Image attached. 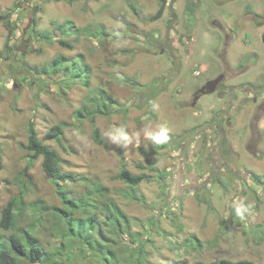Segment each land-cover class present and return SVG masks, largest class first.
<instances>
[{
  "label": "rangeland",
  "instance_id": "374dc122",
  "mask_svg": "<svg viewBox=\"0 0 264 264\" xmlns=\"http://www.w3.org/2000/svg\"><path fill=\"white\" fill-rule=\"evenodd\" d=\"M177 1L175 19L168 10L157 19L161 0H29L19 8L16 0H0V13L11 12L15 27L12 49H4L8 30L0 20V211L18 194L16 176L27 165L32 183L26 200L42 199L56 207L63 203L56 192L57 179L46 175L42 158L32 159L24 148L28 121L34 119L39 137L60 152L64 171L98 177L129 215L131 230L117 244L121 264H133L126 258L133 261L140 249L144 264L199 260L210 264L221 259L264 264L261 29L234 35L226 52L222 32L213 20L222 11L217 0ZM249 2L257 11L264 10V0H237L235 14H244ZM170 21L174 56L161 51ZM99 24L112 35L98 39L82 31ZM249 30L254 31L253 40ZM46 32L52 43L43 36ZM64 39L73 42L74 49L59 43ZM63 56L83 58L90 66V86L102 85L126 104L125 111L97 119L104 143L95 140L90 121L76 117L87 86L80 81L65 86L59 75L44 81L32 73L35 65ZM247 60L248 70L242 73L238 63ZM224 71L228 78L218 91L202 95L194 104L203 84ZM123 76L135 78L141 89L122 83ZM248 80L255 92L251 85L230 92L229 83ZM245 88L251 92L243 93ZM60 122L67 123L62 145L46 136ZM161 123L169 128L166 145L153 146L142 133L137 143L135 133ZM115 128L132 137L126 148L104 135ZM123 167L148 174L139 185L144 201L123 193L128 187L116 177ZM253 172L263 175L262 182L255 180ZM81 188L76 183L65 190ZM234 200L251 206L244 220L236 217ZM26 214L31 215L32 209ZM51 217L44 225L51 230L46 229L42 239L49 249L60 251L56 257L60 264H109L99 254L79 251L73 246L74 238L52 228L55 217Z\"/></svg>",
  "mask_w": 264,
  "mask_h": 264
},
{
  "label": "trees",
  "instance_id": "16d2710c",
  "mask_svg": "<svg viewBox=\"0 0 264 264\" xmlns=\"http://www.w3.org/2000/svg\"><path fill=\"white\" fill-rule=\"evenodd\" d=\"M29 0H16L15 7H21ZM60 1V0H55ZM12 13H0V20L5 22L8 33L4 43V49H12L11 40L14 37L15 27L12 21ZM32 34H36L37 19L34 15ZM79 28V27H78ZM104 24L96 27L87 26L83 32H88L91 36L98 39L103 36L110 37L112 34L106 32ZM79 30V29H78ZM81 31V32H82ZM66 34V33H65ZM103 35V36H102ZM48 43H52V37L48 32L43 35ZM102 36V37H101ZM62 45L74 49V43L70 40H60ZM1 53V51H0ZM63 59V60H62ZM55 58L49 64L35 65L32 73L36 77L47 80L59 75L65 86L76 85L78 81L88 87V93L83 104L75 111L78 121H90L93 126V135L96 141L104 143L101 129L96 121L99 117H110L119 110L125 111L126 104H123L119 98L109 92L104 86H90V66L84 63L83 58L80 61L74 57L70 59ZM67 81V82H66ZM121 82L140 88V82L131 76L121 77ZM63 87V86H61ZM64 88V87H63ZM149 97V93L146 92ZM67 123L60 122L53 125L46 133L47 138L54 139L55 142L62 145ZM28 138L24 148L31 155L32 159L42 158V167L48 177L56 178V192L63 202L61 206L49 205L42 199L33 201L26 200L29 193V183H32L29 173L30 166L27 165L21 174L16 176V182L19 192L11 198L0 211V264H60L56 260L59 257V250H51L47 243L42 239L44 231L50 229L44 226L51 216L55 217L54 230L65 237L74 238L73 246L85 253L99 254L104 263L121 264V257L117 253L118 241L124 233L131 230L130 217L122 209L120 204L110 195L111 189L105 185L98 177L79 176L75 173L64 171V159L60 152L52 145L46 143L39 137V131L34 119H30L27 124ZM166 145V144H165ZM255 180L262 182V174L253 172ZM126 187L127 192H123L127 198L136 201H144V196L139 190V185L148 179V174L144 172L135 173L127 167H123L116 176ZM81 185L78 190H65L68 184L76 186ZM32 209V214L27 215L26 211ZM28 220L31 224H28ZM25 222V225L24 223ZM44 230L38 231L39 227ZM123 252L120 248L118 250ZM144 250L140 249L137 257L127 259L133 264H144L146 258L142 257ZM56 260V262H54ZM149 264H173L153 263ZM179 264H182L181 262ZM193 264H208L204 261H196ZM210 264H258L252 260L241 259H221L219 262Z\"/></svg>",
  "mask_w": 264,
  "mask_h": 264
},
{
  "label": "flooded vegetation",
  "instance_id": "af4514ba",
  "mask_svg": "<svg viewBox=\"0 0 264 264\" xmlns=\"http://www.w3.org/2000/svg\"><path fill=\"white\" fill-rule=\"evenodd\" d=\"M192 3H196L198 4V2H200V0H192ZM178 1L175 0H165V6H164V0H161V9L163 8V14L165 13L166 10L169 11V13L171 14V19H175L177 17V13L175 11V7H176V3ZM217 6H221L222 7V11L220 12V17L216 16L215 18H213L214 21H217L218 23V29L221 30L222 32V36H221V44H223V49L224 51L228 52L230 47H231V43H230V38L231 40L234 38V35L238 34L239 32H241L244 29H252V28H260L261 29V37L263 39L264 36V14L263 11H257L256 9L253 8L252 3H248L246 6L244 5V14H235L236 12V5H237V0H217L216 1ZM164 6V7H163ZM160 9V10H161ZM159 10V12H160ZM158 12V13H159ZM176 14V17L173 18V15ZM212 20V22H213ZM171 21L169 22V26L171 25ZM168 26V27H169ZM167 27V28H168ZM247 32H251L252 33V38L250 37L249 39H254L255 34L254 31H247ZM264 41V40H263ZM232 42V41H231ZM248 62L249 60L245 61L244 64H242L241 62L238 63L237 67H243V72H246L248 69ZM239 73V74H242ZM224 75V78L218 83V87H220L222 85V83L225 82V80L228 78L227 72H222L219 75ZM218 75V76H219ZM217 76V77H218ZM216 77L212 78L215 79ZM211 80V79H209ZM207 80L205 82V84H203V86L196 92L195 94V101L194 104H196L198 102V100L201 98L202 95L208 93L207 91H204V87L206 86L207 82L209 81ZM229 88H231L230 92H234L236 88H240V87H244L246 85H251L250 81L248 80L246 83H244V81L241 82H235V83H229ZM255 88L253 85H251V91L255 92ZM216 91H218V89H216ZM214 91V92H216ZM248 89H243V93H248L251 92ZM210 93V92H209ZM213 93V92H212ZM254 100H257V97L254 96Z\"/></svg>",
  "mask_w": 264,
  "mask_h": 264
},
{
  "label": "clouds",
  "instance_id": "9594fccd",
  "mask_svg": "<svg viewBox=\"0 0 264 264\" xmlns=\"http://www.w3.org/2000/svg\"><path fill=\"white\" fill-rule=\"evenodd\" d=\"M141 133L144 139L151 142L153 146L165 144L169 140V128L164 123L156 125L155 128L145 126L141 132L135 133L137 143H139ZM104 135L108 137L111 143L118 147L126 148L130 143H132V137H130L127 131L123 128L110 129L105 132ZM232 207L234 208L236 217L240 220H244L246 214H251L252 212L251 206L245 204L243 200H234L232 202Z\"/></svg>",
  "mask_w": 264,
  "mask_h": 264
},
{
  "label": "water",
  "instance_id": "95a60500",
  "mask_svg": "<svg viewBox=\"0 0 264 264\" xmlns=\"http://www.w3.org/2000/svg\"><path fill=\"white\" fill-rule=\"evenodd\" d=\"M175 1V0H173ZM164 6H165V0H164ZM163 6V7H164ZM163 11L164 9L162 8L160 10V12L155 16L157 19L160 18L163 15ZM176 17V14L173 15V18ZM171 31H172V27L169 26L166 30V39H165V46L161 49L162 52H165L166 50L170 51L171 54L174 56V50H173V43H174V39L171 36ZM263 40H264V36H263ZM224 78V75H219L218 77H216L215 79H211L207 82L206 86L204 87V91L207 92H214L217 89L218 83Z\"/></svg>",
  "mask_w": 264,
  "mask_h": 264
}]
</instances>
